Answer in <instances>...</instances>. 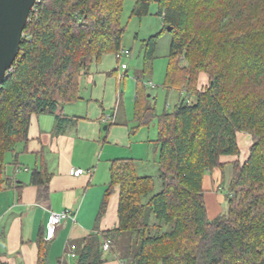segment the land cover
Wrapping results in <instances>:
<instances>
[{"label": "trees", "instance_id": "trees-1", "mask_svg": "<svg viewBox=\"0 0 264 264\" xmlns=\"http://www.w3.org/2000/svg\"><path fill=\"white\" fill-rule=\"evenodd\" d=\"M124 1H37L0 88V191L7 183L3 163L27 143L31 116L81 100L82 77L105 55L121 64ZM157 3L164 28H171L165 87L187 95L158 116L143 74L137 77L134 120L142 127L158 120L153 143L162 190L155 193L153 177L139 176L135 159L113 160L97 225L118 190V226L87 236L74 264H264V0ZM150 6L139 0L133 15H148ZM157 38L145 45L146 67ZM239 133L252 136L250 155L232 163L229 212L212 221L204 177L223 168L221 158L240 155ZM47 183L44 170L33 173L34 186ZM47 251L41 236L39 264Z\"/></svg>", "mask_w": 264, "mask_h": 264}, {"label": "crops", "instance_id": "crops-1", "mask_svg": "<svg viewBox=\"0 0 264 264\" xmlns=\"http://www.w3.org/2000/svg\"><path fill=\"white\" fill-rule=\"evenodd\" d=\"M128 69L122 70L113 54L105 55L82 77L81 100L61 106L54 113L31 116L27 143L16 153L8 154L3 163L7 183L0 191L2 261L39 264V242L43 236L48 243L46 264H71L70 247L74 246L78 253L79 244L91 233L118 226V190L97 225L111 182L113 160L131 157L136 160L138 170L139 164L148 162L145 159L151 155L156 165L158 158L154 143L151 150L148 147L145 150L144 142L136 140L139 131L131 127L136 121L130 120L123 102ZM59 119H63L61 126ZM238 145L240 155L221 158L224 166L215 168L218 176L233 168L232 163L248 159L252 137L239 133ZM39 169L44 170L48 180L45 189L32 184L33 173ZM76 169H84L86 173L75 177ZM67 209L73 212L75 220L63 221L54 238L47 239L52 213Z\"/></svg>", "mask_w": 264, "mask_h": 264}, {"label": "rangeland", "instance_id": "rangeland-1", "mask_svg": "<svg viewBox=\"0 0 264 264\" xmlns=\"http://www.w3.org/2000/svg\"><path fill=\"white\" fill-rule=\"evenodd\" d=\"M138 1L139 0L124 1V11L121 19V24L125 29L122 48L131 52L129 58H124L122 60L123 63L129 67L128 78L125 85H123V92L125 94L123 102H125L127 106V113L130 120L135 118L134 98L135 93L137 92V77L142 74L144 76L143 85L146 90V95L151 96L150 102L155 107L158 116L163 115L165 112H172L180 99L187 97L186 93L181 94L180 91L167 90L165 87L169 64L171 35L167 29L164 28L162 18L157 15L158 0H151L149 14L141 18L133 15V11ZM155 35H158L156 52L151 66L146 67L145 45L147 41ZM185 64V62L182 63L183 66ZM201 79L202 81L207 82L208 78L206 76H201ZM151 84L154 85V87H151ZM188 100H191V98H188ZM132 126L135 127V130L139 131L136 140L144 142L143 146H145V150L148 148L151 150L154 140L158 137V120L156 119L153 121L148 127L139 126L136 122H133L131 127ZM138 153V150L135 148L134 156H137ZM151 154L152 153L148 155ZM145 160H148V162L139 164L138 174L143 177H153L155 180V193H158L162 190V182L160 180L158 166L156 163H153L154 158L152 155L149 159ZM233 174V168H227L225 174L222 175L221 173V176H218L217 169H213L206 173L203 182V189L209 220L213 221L228 214L229 185L232 181ZM117 195L119 196V194ZM125 241L126 239H124V242ZM69 259L71 264L75 263L70 257Z\"/></svg>", "mask_w": 264, "mask_h": 264}, {"label": "water", "instance_id": "water-1", "mask_svg": "<svg viewBox=\"0 0 264 264\" xmlns=\"http://www.w3.org/2000/svg\"><path fill=\"white\" fill-rule=\"evenodd\" d=\"M37 1L0 0V88L19 57L23 34Z\"/></svg>", "mask_w": 264, "mask_h": 264}, {"label": "built area", "instance_id": "built-area-1", "mask_svg": "<svg viewBox=\"0 0 264 264\" xmlns=\"http://www.w3.org/2000/svg\"><path fill=\"white\" fill-rule=\"evenodd\" d=\"M131 56V52L125 49H122L119 54L118 58L121 60L120 68L122 70H126L128 66L123 63L124 58H129ZM151 87H154V85L151 84ZM86 173V170L84 169H76L73 171V175L75 177H80ZM72 219L75 220L74 214L71 210L67 209L65 211H62L60 213H52L51 215V221L47 229V239L52 240L56 234L57 228L61 225V223L65 220ZM110 248V242H106L104 244V250L108 251ZM76 248L74 246L70 247L69 249V257L71 259L77 258V253L75 252Z\"/></svg>", "mask_w": 264, "mask_h": 264}]
</instances>
